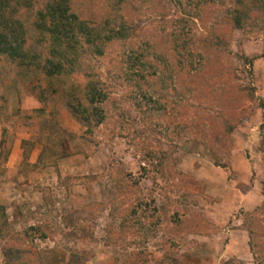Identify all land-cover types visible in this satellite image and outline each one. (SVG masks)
I'll list each match as a JSON object with an SVG mask.
<instances>
[{
    "label": "rangeland",
    "instance_id": "374dc122",
    "mask_svg": "<svg viewBox=\"0 0 264 264\" xmlns=\"http://www.w3.org/2000/svg\"><path fill=\"white\" fill-rule=\"evenodd\" d=\"M124 12L125 18L137 19L143 40L155 36L165 44L177 18L196 27L190 42L194 68L188 63V70L194 89L189 104L201 122L198 139L168 130L172 109H158L150 101L159 87L169 88L167 82L146 84L133 72L127 80L121 61H113L109 52L70 78L54 79L0 55V161L6 155L0 179V264H159L166 254L158 245L164 233L140 245L109 242L107 226L116 219L103 205L121 171L137 172L144 146L159 143L175 152L176 171L204 188V195L190 203L209 223L177 239L176 264H258V250L264 255V237L258 234L264 226L246 224L245 215L253 212L264 225V17L254 13L243 29L226 30L231 54L221 57L213 32L224 26L213 16L202 12L201 22L167 0H125ZM221 60L228 67L220 69ZM91 79L101 81L107 103L116 108L102 123L89 126L69 109V94ZM66 80L74 81L75 90L68 92ZM215 94L225 105L211 100ZM204 124L206 130L213 128L211 143L223 145L218 158L227 167L218 165L209 141L201 140H206ZM216 131H224V142ZM159 181L164 190L168 181ZM163 201L158 191L157 205ZM31 227L34 238L27 240L24 231ZM43 230L50 234L38 236Z\"/></svg>",
    "mask_w": 264,
    "mask_h": 264
},
{
    "label": "trees",
    "instance_id": "16d2710c",
    "mask_svg": "<svg viewBox=\"0 0 264 264\" xmlns=\"http://www.w3.org/2000/svg\"><path fill=\"white\" fill-rule=\"evenodd\" d=\"M167 1L184 7L187 14L199 17L200 20L201 13L204 12L223 24L224 30L213 32L216 44L220 47L217 56L221 57L231 54L227 50L230 42L224 36L226 30L231 33L235 29H243L254 13L264 17V0ZM135 3L133 6L137 7ZM124 4L125 0H0V55L21 65L35 67L39 73L54 79L61 76L70 78L87 64L90 66L89 62L94 57L99 58L109 52L113 61H121L119 68L125 71L127 80H130L128 76L133 72L146 81V84L149 81L167 82L169 88L159 87L161 94L158 92L156 98L149 96L150 101H154L158 109H172L168 130L173 128V132L184 131L182 134L187 133L186 135L197 140L201 122L195 120L193 106L189 104L190 99H194V89L189 79L190 70L194 68L190 42L196 27L190 20L177 18L172 22L173 30L166 35L168 43H159L155 36L147 39L148 36L145 35L144 40L139 39L138 26L135 25L137 19L135 22L133 18H125ZM104 10L108 16H104ZM111 10H115L113 16ZM163 23L161 26L166 30L168 25ZM135 49L136 54L130 52ZM223 60L219 62L220 69L227 66ZM188 63H191L190 70ZM91 68H88L89 75H93ZM186 70L189 74L185 77ZM65 83L68 92L75 90L74 81L70 83V80H66ZM100 85L102 86L100 80L91 79L85 86H79L75 95L69 94V109L89 126L102 123L105 115L107 117L113 114L110 109L116 108L107 103ZM46 93L40 96L43 101L47 99ZM146 94L142 92L143 96ZM198 94L199 98L202 96V99H207L201 92ZM219 96L215 94L211 100L220 106L225 105V101L222 102ZM211 100L209 105L212 104ZM205 124L203 135L206 140H201L205 144L209 141L208 146L213 147L218 165L227 167L218 158L223 145L211 143L213 128L206 130L208 125ZM216 133L217 139L224 142V131ZM182 134L177 137H182ZM155 145H145L138 160L137 172L126 173L122 170L113 189L109 191L110 199L103 205L108 206L116 220L113 218L107 226L108 237L109 242L131 246L145 244L151 237L157 238L163 232L164 236L158 245L166 249V254L159 264H176L179 259L178 250L174 248L179 247L177 239L195 226L202 228V225L206 224L207 227L209 224L199 218L200 215L190 203L194 197L204 195V188L194 178L176 171L175 152L165 150L160 143ZM5 159L0 161V179H3L5 168L2 165ZM160 179L168 181L164 190H161ZM158 191H161L164 200L161 205L156 203ZM98 204L102 206V203ZM245 223L257 225V229L264 226L253 212H247ZM33 229L31 227L24 231L27 240L34 238L30 234ZM262 229L263 232L258 234L261 239L264 237V228ZM48 234L50 233L43 230L38 236L46 237ZM251 234L253 235V231ZM137 238H140L139 242ZM144 251L148 254L147 248ZM258 251L262 256L258 264H263V250ZM253 253L258 258V254Z\"/></svg>",
    "mask_w": 264,
    "mask_h": 264
}]
</instances>
